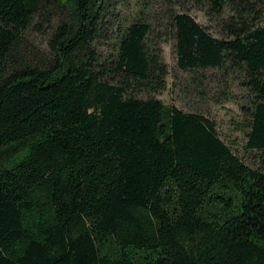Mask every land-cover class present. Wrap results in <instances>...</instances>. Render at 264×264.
Returning <instances> with one entry per match:
<instances>
[{
  "label": "trees",
  "instance_id": "1",
  "mask_svg": "<svg viewBox=\"0 0 264 264\" xmlns=\"http://www.w3.org/2000/svg\"><path fill=\"white\" fill-rule=\"evenodd\" d=\"M191 2L222 37L174 0H0V264H264V0ZM161 30L193 93L240 88L260 166L156 98Z\"/></svg>",
  "mask_w": 264,
  "mask_h": 264
},
{
  "label": "rangeland",
  "instance_id": "2",
  "mask_svg": "<svg viewBox=\"0 0 264 264\" xmlns=\"http://www.w3.org/2000/svg\"><path fill=\"white\" fill-rule=\"evenodd\" d=\"M169 0H123L118 8V12L123 16H138L144 14L151 23H155L154 19L158 10ZM192 0H174L173 5L176 9L186 11L191 14L203 27H205L214 37H222L219 27L220 21L212 15H207L205 10L200 6L191 2ZM149 3L150 7L146 9ZM159 30H156V32ZM162 35V36H159ZM165 35V36H164ZM164 37V38H163ZM33 38L42 44L43 40L38 34H34ZM153 41L161 49L163 61L168 69L167 88L156 94V98L166 105H174L186 113H199L214 121L221 139L231 147L236 155L247 164L258 167L261 162L255 158V154L249 152L245 148L247 142V131L249 130V117L243 111V106L247 103L243 95L240 94V88L234 86L227 88V93L222 94L223 87L209 85L208 93L205 97H200L191 90L192 75L181 70L177 65V54L175 41L167 36L166 31L161 30L157 35L154 34ZM115 40L105 42L100 47V52L104 57L115 53ZM45 48V45L42 46ZM202 74L211 78H220L219 72L212 70L202 71ZM190 87V90L184 87ZM231 92L228 94V90ZM142 95V98H146ZM218 99V100H216ZM226 99L225 101H222Z\"/></svg>",
  "mask_w": 264,
  "mask_h": 264
}]
</instances>
